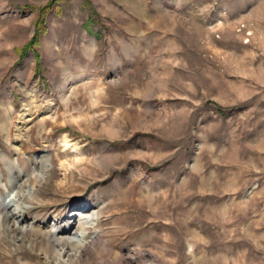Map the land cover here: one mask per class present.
Segmentation results:
<instances>
[{
    "label": "rangeland",
    "instance_id": "1",
    "mask_svg": "<svg viewBox=\"0 0 264 264\" xmlns=\"http://www.w3.org/2000/svg\"><path fill=\"white\" fill-rule=\"evenodd\" d=\"M0 264H264V0H0Z\"/></svg>",
    "mask_w": 264,
    "mask_h": 264
},
{
    "label": "bare ground",
    "instance_id": "2",
    "mask_svg": "<svg viewBox=\"0 0 264 264\" xmlns=\"http://www.w3.org/2000/svg\"><path fill=\"white\" fill-rule=\"evenodd\" d=\"M91 211L90 206L80 210L77 222L80 234H74L68 229L57 230L56 228L46 232L33 231L39 237H49L55 251V258L62 261L71 251L86 249L82 242L87 239L86 233L91 229V221L87 217ZM34 230V229H33ZM78 230V229H77ZM32 233V231H31ZM34 235V234H33ZM84 243V242H83Z\"/></svg>",
    "mask_w": 264,
    "mask_h": 264
},
{
    "label": "trees",
    "instance_id": "3",
    "mask_svg": "<svg viewBox=\"0 0 264 264\" xmlns=\"http://www.w3.org/2000/svg\"><path fill=\"white\" fill-rule=\"evenodd\" d=\"M38 33H36V36H35V38H34V40L28 45V49H30V48H34V46L36 45V43H37V40H38Z\"/></svg>",
    "mask_w": 264,
    "mask_h": 264
}]
</instances>
